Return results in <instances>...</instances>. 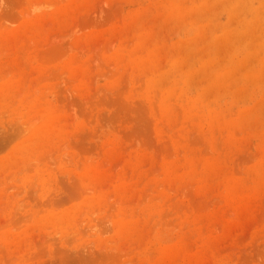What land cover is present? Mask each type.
<instances>
[{"label":"rangeland","instance_id":"obj_1","mask_svg":"<svg viewBox=\"0 0 264 264\" xmlns=\"http://www.w3.org/2000/svg\"><path fill=\"white\" fill-rule=\"evenodd\" d=\"M0 264H264V0H0Z\"/></svg>","mask_w":264,"mask_h":264}]
</instances>
